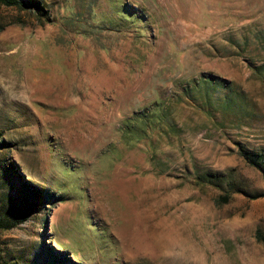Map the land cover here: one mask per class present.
Masks as SVG:
<instances>
[{
	"label": "rangeland",
	"instance_id": "1",
	"mask_svg": "<svg viewBox=\"0 0 264 264\" xmlns=\"http://www.w3.org/2000/svg\"><path fill=\"white\" fill-rule=\"evenodd\" d=\"M41 2L0 3V203L56 196L0 264H264V0Z\"/></svg>",
	"mask_w": 264,
	"mask_h": 264
},
{
	"label": "trees",
	"instance_id": "2",
	"mask_svg": "<svg viewBox=\"0 0 264 264\" xmlns=\"http://www.w3.org/2000/svg\"><path fill=\"white\" fill-rule=\"evenodd\" d=\"M1 4L6 6L16 7L19 10H26L29 13L35 12L38 18L43 16L49 17V11L42 5L41 0H0ZM50 18V17H49ZM260 71L264 72V64L259 66ZM241 155L245 160L258 167L264 172V152H256L246 149L245 147L240 148ZM222 173H207L202 176V180L210 181L212 179H222ZM20 192L17 195H7L0 203V231L4 229H10L21 221L26 220L31 214L33 209L38 205L45 202L52 201L56 194L50 192L47 189L32 186L24 181L21 182ZM230 196V194H228ZM63 257L60 258L56 264H63Z\"/></svg>",
	"mask_w": 264,
	"mask_h": 264
}]
</instances>
